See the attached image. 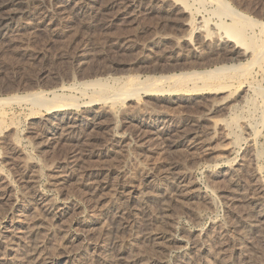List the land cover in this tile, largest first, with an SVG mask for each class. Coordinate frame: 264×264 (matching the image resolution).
I'll list each match as a JSON object with an SVG mask.
<instances>
[{
	"label": "rangeland",
	"instance_id": "374dc122",
	"mask_svg": "<svg viewBox=\"0 0 264 264\" xmlns=\"http://www.w3.org/2000/svg\"><path fill=\"white\" fill-rule=\"evenodd\" d=\"M19 1L0 24V264H264V228L240 227L252 199L264 212V0H222L244 41L216 2ZM231 45L232 77L211 70ZM127 78L136 93L103 97ZM35 92L54 102L18 100Z\"/></svg>",
	"mask_w": 264,
	"mask_h": 264
},
{
	"label": "bare ground",
	"instance_id": "6f19581e",
	"mask_svg": "<svg viewBox=\"0 0 264 264\" xmlns=\"http://www.w3.org/2000/svg\"><path fill=\"white\" fill-rule=\"evenodd\" d=\"M35 1V0H34ZM34 1H33V3H34ZM204 1H208L210 4L211 3H215L216 2V5H219V7H221L222 6V8H224L225 6H229V5H227L226 3H225V5H224V0L222 1V0H204ZM36 3H37V1H35ZM109 2V1H108ZM201 2H203V1H201ZM226 2V1H225ZM20 3V1L19 0H17V2H16V0L14 1V2H12V4L11 3H9V5L10 6H7V5H4L3 3L1 4L0 3V24H2L3 22H4V20H7L8 19V17H9V15H11L10 13H16V12H27V11H30V6H29V4H25V3H22V4H19ZM26 3H29V2H26ZM198 3V2H197ZM205 3V2H204ZM218 3V4H217ZM223 3V4H222ZM39 4H40V2H39ZM209 4V5H210ZM19 5H23L22 7H20L19 9L17 8ZM38 5V4H37ZM36 5V6H37ZM119 5V4H118ZM197 5V4H196ZM40 6V5H39ZM81 6V5H80ZM106 6V5H105ZM224 6V7H223ZM204 6H202V8H203ZM85 8V7H84ZM129 8V7H128ZM189 8V7H188ZM74 9V8H73ZM81 9V8H80ZM198 9V8H197ZM213 9V8H212ZM230 9V8H228V7H225L224 8V10H226V11H228V10ZM194 10H196V9H194ZM217 10V9H216ZM134 11V10H133ZM218 11V10H217ZM21 12V13H22ZM127 12V11H126ZM198 12V11H197ZM229 12V11H228ZM231 12V13H230ZM229 13L230 14H232V12H234L233 10L232 11H230ZM130 15H131V13H129ZM199 14V13H198ZM241 14V13H240ZM196 15V14H195ZM241 16H242V14H241ZM203 17V16H202ZM231 22H230V24H228V25H223L222 24V26H224L225 27V30H223L224 32H225V34L227 35V36H229V37H233L234 36V38H235V36L236 35H238L239 37H242V39H243V41H244V39H246L247 40V37L245 36L246 34V27L244 26V23L245 22H247V19L246 18H242V17H240V15L237 13V11H235L231 16ZM129 18V17H128ZM249 18V17H248ZM253 19V18H252ZM253 23L255 22V21H252ZM224 23V22H223ZM251 24V25H253V27L256 25L257 26V24L259 23V22H257V23H255V24ZM2 25H4V24H2ZM215 25V24H214ZM247 25V24H246ZM258 25H260L261 26V29H260V31H261V37L259 38V40H260V42L257 44V45H255L253 42V44H254V46L255 47H252L251 45V47L253 48L251 51H252V55L254 56V57H256V59H255V61L254 60H252V58H250V60H252L253 62H259V60H260V62L258 63V65H260L261 67H264V61L262 62L261 60H262V56H264V23H259ZM253 27H252V29H253ZM212 28V27H211ZM256 28V27H255ZM260 28V27H259ZM258 28V29H259ZM252 31V30H251ZM259 31V30H258ZM194 32V31H193ZM253 32V31H252ZM224 35V34H223ZM253 35V34H252ZM238 37V38H239ZM253 37V36H252ZM251 37V38H252ZM249 38H250V36H249ZM241 39V38H240ZM238 40V39H237ZM246 40H245V45H247V42H246ZM257 40V39H256ZM251 42V41H250ZM251 43V44H252ZM230 48V49H229ZM228 49H229V55L230 56H228L229 58L227 59V60H229V61H231L232 63L231 64H224V65H220V66H218V67H215V68H213V69H211V70H215L214 72H216L217 71V73L219 72H221V71H224V73H230V72H232V71H234V73L233 74H230V76L232 75H234L235 76V74H236V71H238V70H241V69H239V67L241 68V66L242 65H244L245 63H242V62H239L240 61V59L241 58H243V57H245V56H247V54L248 53H242V52H240L239 50H237L236 48H237V45H231V47H229ZM242 51V50H241ZM227 53H228V51H227ZM253 57V58H254ZM226 58V57H225ZM247 58V57H246ZM245 58V59H246ZM224 59V58H223ZM234 60H239L238 61V63H233V61ZM246 61V60H245ZM247 62V61H246ZM257 65V64H256ZM211 72V71H210ZM210 72H208V73H210ZM239 73V72H238ZM194 73H190V74H187V76H189V75H193ZM211 74V73H210ZM217 75V74H216ZM239 76H240V78L241 77H243V78H241V79H243L244 81H245V79H246V75H247V68H245L240 74H238ZM186 76V74L184 75V77ZM199 76V75H198ZM231 76V77H232ZM165 77V80L167 81V78L169 79L170 77L169 76H164ZM176 77H181V79H182V75L181 76H178V75H175L174 76V79H176ZM155 78V77H154ZM157 78V77H156ZM178 78V79H179ZM238 78V77H237ZM239 78V79H240ZM128 79H130V78H127V79H125V81H129ZM133 79H135V78H133ZM180 79V80H181ZM221 79V78H220ZM153 80V79H152ZM151 80V81H152ZM164 80V79H163ZM162 80V81H163ZM164 80V81H165ZM179 80V81H180ZM131 81V83H128V82H124V84H122V86L121 87H118L117 89H113V91L114 92H110L109 91V89L107 90V91H105V93L103 92L105 89H106V87H104L103 86V88H105L103 91H102V95H103V93H104V95H103V97H106V99H109V100H117V97H120V96H122L123 97V95L125 96V95H128V94H130V93H132V95H133V91L135 92L136 91V88H135V85H134V83H135V81H134V83H133V80H130ZM129 81V82H130ZM150 81V82H151ZM174 81H176V80H174ZM237 81V80H236ZM141 82V81H140ZM157 83H154V82H151L150 84H152L151 86H153L154 88L160 83L159 81H156ZM159 82V83H158ZM177 82V81H176ZM100 83V82H99ZM99 83H98V85H99ZM137 83V82H136ZM153 83L155 84V86L153 85ZM260 83V82H259ZM97 84V83H96ZM138 84V83H137ZM141 84V83H140ZM140 84H138V85H136V86H138V87H140L141 85ZM147 84V83H146ZM150 84L148 83L147 85H146V87H145V84H144V86L142 85L141 87H142V89L144 88V89H146V90H148V93H149V91H152V89H149V87H150ZM162 84H163V82H162ZM246 85V84H245ZM93 86H94V84H93ZM100 86H101V84H100ZM240 86H241V84H240ZM249 86V85H248ZM259 86H260V84H259ZM141 87H140V91L142 90L141 89ZM153 87H150V88H153ZM65 88V87H64ZM71 88H73L72 86L70 87V89ZM114 88V87H113ZM153 88V90H156V89H154ZM157 88V87H156ZM58 89V88H57ZM59 89H62V88H59ZM75 89V88H74ZM252 89V88H251ZM53 90V89H52ZM81 90V89H80ZM111 90V89H110ZM138 90V92H140L139 91V89H137ZM158 90V92H159V88L157 89ZM156 90V91H157ZM162 90H164V89H162ZM169 90V89H168ZM243 90V89H242ZM262 90H263V88L262 87H258V86H255V92L257 93V96H259V94H260V92L262 93ZM47 92H51V91H47ZM137 92V93H138ZM143 92H144V90H143ZM57 93V92H56ZM60 93V92H59ZM136 93V92H135ZM135 93H134V95H135ZM145 93V92H144ZM259 93V94H258ZM40 94V92L38 93V92H35V93H33V94H30V95H28L27 97L25 96V97H20V96H18L17 98H18V100H22V99H26L27 101H29L32 105H34V104H41V105H44L45 107H47V105L49 106V104H52V101L53 100H51V98H50V100H47V99H45V97L46 96H44L43 97V95L41 96V95H39ZM41 94H43V93H41ZM52 94V93H51ZM100 94V95H101ZM156 94V93H155ZM102 95H101V97H102ZM131 95V94H130ZM129 95V96H130ZM138 95V94H137ZM256 95V94H255ZM260 95H262V94H260ZM39 96V97H38ZM82 96H84V95H82ZM128 96V97H129ZM136 96V95H135ZM44 99H43V98ZM95 96H93V98H94ZM100 97V96H99ZM102 97V98H103ZM127 97V96H126ZM127 97V98H128ZM15 98V97H14ZM91 98V97H90ZM90 98H89V100H90ZM93 98H91V99H93ZM98 98V97H97ZM11 99V98H10ZM52 99H54V98H52ZM95 99V98H94ZM105 99V98H104ZM105 99V100H106ZM123 99H125V97H123ZM263 99V98H262ZM44 100H46V101H44ZM55 100V99H54ZM119 100V99H118ZM57 101V100H56ZM94 101H96V100H94ZM122 101V100H121ZM54 102V101H53ZM76 102V101H75ZM109 102V101H108ZM250 102H252V101H250ZM58 103V102H57ZM65 103V102H64ZM64 103H63V105L62 106H64ZM73 103V102H72ZM88 102L86 101V104H87ZM94 103V102H93ZM58 104H60V103H58ZM71 104V103H70ZM89 104H90V102H89ZM89 104H87V105H89ZM260 104V103H259ZM61 105V104H60ZM60 105L58 106V108L60 107ZM66 105V104H65ZM84 105V104H83ZM35 106V105H34ZM39 106V105H38ZM67 106V105H66ZM81 106V105H80ZM37 107V106H36ZM40 107V106H39ZM259 107V106H258ZM41 108V107H40ZM49 108V107H48ZM62 108V107H61ZM65 108V107H64ZM74 108V107H73ZM79 108V107H78ZM44 109H47V108H44ZM68 109V108H67ZM72 109V108H71ZM50 110H51V107H50ZM61 110V109H60ZM59 110V111H60ZM46 111H48V109L46 110ZM254 111V110H253ZM257 111V110H256ZM49 112V111H48ZM261 115H260V121L262 122V125L264 126V112L261 110ZM259 113H260V111H259ZM258 118H259V116H258ZM234 119H236V118H234ZM237 121V120H236ZM234 124V123H233ZM69 126H71V125H69ZM74 126H75V124H74ZM262 128V127H261ZM264 128V127H263ZM234 132V131H233ZM195 142V141H194ZM197 146V145H196ZM256 149V148H255ZM259 154V153H258ZM262 155V154H261ZM260 171V170H259ZM259 186V185H258ZM260 189H262L261 187H260ZM49 201V200H48ZM261 202H260V200H258V199H252L251 200V205L253 206V208H256L258 211H257V216H256V219H247L248 217H246V213H240L241 215H240V217H241V220H243V222H242V224L240 225V227H241V231L243 232V234H245V232H247V229L248 230H253V233H257L256 231H259V229L260 228H264V212H262L261 211ZM263 205V204H262ZM263 207V206H262ZM260 211V212H259ZM237 213V212H236ZM238 217H239V213H238ZM256 222V223H255ZM26 226V225H25ZM33 230V229H32ZM261 230V229H260ZM34 231V230H33ZM23 232V231H22ZM146 232V231H145ZM34 233H36L35 231H34ZM147 233V232H146ZM259 233V232H258ZM27 234V233H26ZM260 234V233H259ZM261 234H263V233H261ZM260 234V235H261ZM31 235H33V234H31ZM35 235V234H34ZM257 235V234H256ZM30 236V235H29ZM160 236V235H159ZM264 236V235H263ZM144 237V236H143ZM262 237V236H261ZM24 238V237H23ZM149 238V237H148ZM154 238V237H153ZM257 238H259V237H257ZM263 239V242H264V237L262 238ZM153 240V239H152ZM179 240V239H178ZM181 240V239H180ZM260 240V239H259ZM258 240V241H259ZM157 242V241H156ZM262 243V242H261ZM161 244V243H160ZM206 244V243H205ZM264 244V243H263ZM262 245V244H261ZM10 246V245H9ZM203 246V245H202ZM160 247V246H159ZM261 247V246H260ZM206 248V247H205ZM239 250V249H238ZM258 251V250H257ZM241 256H236V255H229V259H230V262L229 263H226V264H247V258L249 259L250 258V256L248 257L247 256V254H246V251L244 250V251H242L241 252ZM36 256V255H35ZM29 261V260H28ZM229 261V260H228ZM225 262V261H224ZM256 262V261H255ZM255 262H251L252 264H254ZM29 263V262H28ZM144 263H148V262H144ZM143 263V264H144ZM258 263V262H257ZM149 264V263H148ZM225 264V263H224ZM256 264V263H255ZM259 264V263H258Z\"/></svg>",
	"mask_w": 264,
	"mask_h": 264
}]
</instances>
